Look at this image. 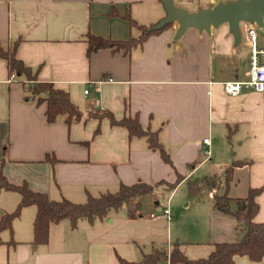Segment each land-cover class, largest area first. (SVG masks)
Returning a JSON list of instances; mask_svg holds the SVG:
<instances>
[{"label":"crops","instance_id":"obj_1","mask_svg":"<svg viewBox=\"0 0 264 264\" xmlns=\"http://www.w3.org/2000/svg\"><path fill=\"white\" fill-rule=\"evenodd\" d=\"M220 1L174 0L190 12ZM112 8L120 16H110ZM126 13L148 28L166 16L160 0H0V42L18 43V58L37 71L39 81L69 92L84 112L70 126L62 118L48 123L46 103L25 99L27 83L12 78L0 58V173L53 200L75 203L116 192L121 184L154 186L152 194L104 219L75 227L67 220L51 224L46 245H34L37 210L26 207L13 234L1 235L0 264H122L174 244L191 259L207 257L214 244L240 240L245 228L214 208V194L224 193V184L207 200L190 196L189 186L234 161L246 163L235 167L227 192L242 199L262 187L255 221L264 223V92L244 90L233 97L223 87L249 79L246 24L240 44L228 24L211 33L191 28L177 40L174 23L128 52L104 48L88 55V34L118 41L141 34L122 17ZM105 112L117 120L137 115L144 130L158 133L172 165L145 137H130L107 117H89ZM199 172L203 177L194 179ZM178 176L177 186L167 189ZM164 191L171 194L163 205L158 192ZM19 202L17 193L0 191V219ZM234 264H264V258L237 256Z\"/></svg>","mask_w":264,"mask_h":264},{"label":"trees","instance_id":"obj_2","mask_svg":"<svg viewBox=\"0 0 264 264\" xmlns=\"http://www.w3.org/2000/svg\"><path fill=\"white\" fill-rule=\"evenodd\" d=\"M109 15L112 17L120 16L116 8H112ZM122 17L128 20L132 27H138L141 34L137 38L131 37L125 41L88 34V55L104 48L128 52L132 48L142 45L151 35L163 30L149 31L150 28L139 25L129 13ZM17 45L18 43H15L11 48H8L0 42V58L7 61L11 75H15L25 84L27 83V86L25 85L27 93L25 99L35 100L38 105L46 103L45 116L48 123H55L60 118L69 126L75 122H80L84 117V112L73 103L69 92L58 88L52 82L39 81L37 71L18 58ZM89 117H107L112 125L126 127L130 137H145L149 147L159 151L163 160L172 165L170 155L158 139V133L144 130L137 115L125 116L121 120H117L110 112H105L102 115L89 114ZM46 159L53 161L49 155ZM245 163L234 161L221 173L214 172L189 186L190 196L201 198L204 194L219 189L222 184L225 185L226 191L224 193L214 194L213 205L215 209L232 215L239 224L243 225L245 230L240 240L216 243L214 250L204 258L191 259L184 253L180 244H174L171 249L154 247L149 253L144 254L139 262L121 260L122 264H234L237 256H246L253 261L262 260L264 258V223L256 222L255 217L260 209L257 197L263 188H252L248 196L242 199L231 198L227 192L235 167ZM181 179L178 176L175 183L167 184V189L173 190ZM0 191L17 193L20 196V202L16 209L10 213H5L0 219V245L3 242L2 233L9 231L12 235L14 221L21 216L26 207L34 206L37 213L33 224V243L35 246H39L48 243L51 224H58L67 220L75 227L82 220L94 222L97 219H104L111 211L121 209L131 200L152 194L154 186L144 182L133 185L121 184L116 192H107L99 196L89 195L84 203H75L67 198L53 200L46 193L32 190L28 183H12L4 174L0 173ZM233 203L236 205V209L232 208ZM9 243L14 244L15 242L11 239Z\"/></svg>","mask_w":264,"mask_h":264},{"label":"water","instance_id":"obj_3","mask_svg":"<svg viewBox=\"0 0 264 264\" xmlns=\"http://www.w3.org/2000/svg\"><path fill=\"white\" fill-rule=\"evenodd\" d=\"M166 16L150 27L149 31L162 30L174 23L179 25L176 39H180L188 29H196L200 33H211L223 24H228L235 43L242 41V24L264 25V0H227L220 1L208 8H200L195 12L177 6L174 0H160Z\"/></svg>","mask_w":264,"mask_h":264},{"label":"built area","instance_id":"obj_4","mask_svg":"<svg viewBox=\"0 0 264 264\" xmlns=\"http://www.w3.org/2000/svg\"><path fill=\"white\" fill-rule=\"evenodd\" d=\"M246 26V35L251 45L249 79L246 81L225 82L223 84L225 93L233 97L239 96L244 90H253L258 93L264 92V47L259 45L257 31L253 27L258 26L264 33V25L259 26L258 24H246ZM15 77V75H12V78ZM85 93L88 94L89 91L86 90ZM204 144L209 145L210 139L206 138L204 140ZM202 154L209 155V151L203 149ZM163 215L170 219V210H164ZM155 216V214H152V217Z\"/></svg>","mask_w":264,"mask_h":264},{"label":"rangeland","instance_id":"obj_5","mask_svg":"<svg viewBox=\"0 0 264 264\" xmlns=\"http://www.w3.org/2000/svg\"><path fill=\"white\" fill-rule=\"evenodd\" d=\"M222 1H227V0H222ZM258 34L259 37V45L261 47H264V33L260 30V28L258 26H253ZM8 48H11L12 46H6ZM211 172V171H210ZM209 172V173H210ZM202 172H199L196 176H194L196 179L197 177H203V174H201ZM200 175V176H198ZM171 194V191H164V192H158V195H160V200L162 202V204L164 205L166 203V200L168 198V196ZM205 196L203 197L204 200L209 199L210 195L208 193L204 194ZM144 199V198H143ZM146 199V198H145Z\"/></svg>","mask_w":264,"mask_h":264}]
</instances>
